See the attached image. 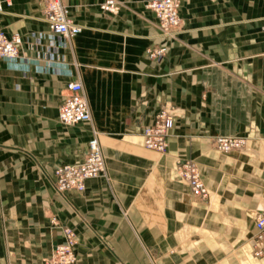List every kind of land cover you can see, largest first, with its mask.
<instances>
[{"label":"crops","instance_id":"obj_1","mask_svg":"<svg viewBox=\"0 0 264 264\" xmlns=\"http://www.w3.org/2000/svg\"><path fill=\"white\" fill-rule=\"evenodd\" d=\"M3 1L0 28L23 44L17 64L0 61V264H45L64 226L77 264H264L252 252L264 212V0L184 2L174 36L149 0H120L118 14L104 0H63L82 31L54 55L44 4ZM71 81L91 122L59 119ZM162 108L174 111L164 154L143 136ZM93 127L106 175L58 192L56 168L85 160ZM219 136L246 138L244 153L219 152ZM177 159L198 163L207 202L176 176Z\"/></svg>","mask_w":264,"mask_h":264},{"label":"built area","instance_id":"obj_2","mask_svg":"<svg viewBox=\"0 0 264 264\" xmlns=\"http://www.w3.org/2000/svg\"><path fill=\"white\" fill-rule=\"evenodd\" d=\"M44 4L45 21L51 33L47 36L52 41L53 52L64 47L69 40L82 31V26L74 22L63 0H40ZM187 0H151L147 8L152 10L158 19V24L164 35L174 36L180 28V8ZM101 9L118 14L122 9L120 0H104ZM4 13V1L0 0V14ZM39 38L45 37L40 34ZM58 45L56 46L55 43ZM23 44V37L16 33L8 36L0 28V61L17 64L19 49ZM164 47L149 50L151 56L162 57ZM69 92L60 108L59 119L61 123L71 126L91 122L92 114L89 101L84 93L80 81H71L67 86ZM174 126L173 112L162 108L155 116L154 122L144 127V146L149 150L165 152L168 148V137ZM214 147L223 153L241 150L246 146L243 137L219 136L213 140ZM180 175L190 187L191 195L199 201H208L209 190L205 185L199 167L191 160H179ZM106 158L103 153L98 131L93 127L92 135L88 141L85 160L79 163L62 164L55 170V188L58 192H84L88 180L106 175ZM256 233L253 242V254L256 257L264 256V212L256 215ZM63 240L52 254L45 260V264H77V235L72 227L62 228Z\"/></svg>","mask_w":264,"mask_h":264},{"label":"rangeland","instance_id":"obj_3","mask_svg":"<svg viewBox=\"0 0 264 264\" xmlns=\"http://www.w3.org/2000/svg\"><path fill=\"white\" fill-rule=\"evenodd\" d=\"M149 1H151V0H149ZM149 1H147L146 2V5H147V3L149 2ZM187 1H189V0H187ZM187 1H185V2H187ZM156 15V14H155ZM157 17V16H156ZM165 36H167V35H165ZM167 109H169V110H171L172 112H173V115H174V111H173V109H171V108H167ZM174 127V126H173ZM173 129V128H172ZM171 129V130H172ZM170 133H171V131H170ZM170 135V134H169ZM244 138V137H243ZM215 139V138H214ZM245 140H246V146L243 148V149H241V150H234V151H231V152H228V153H225V154H231V153H239V154H243L244 153V151H245V149H246V147H247V139L246 138H244ZM212 142V141H211ZM212 144H213V142H212ZM213 147H214V145H213ZM215 148V147H214ZM216 149V148H215ZM154 151V150H153ZM167 151V150H166ZM166 151L165 152H160V153H166ZM219 151V150H218ZM220 152V151H219ZM221 153H223V152H221ZM261 160H262V162H263V164H264V155H262L261 156V158H260ZM179 160H186V159H177L176 160V166H175V174H176V176H178L179 178H181V179H183V180H185L184 178H182L181 177V175H180V170H179V165H178V162H179ZM192 161V160H191ZM194 162V161H193ZM198 167H199V165H198V163L195 161L194 162ZM199 170H200V168H199ZM200 173H201V171H200ZM202 176V175H201ZM186 181V180H185ZM187 182V181H186ZM188 183V182H187ZM209 200V199H208ZM201 202H203V201H201ZM205 202H207V201H205ZM255 233H256V231H255ZM255 235V234H254ZM253 242H254V236H253ZM253 245V244H252ZM253 252V251H252ZM254 255V254H253ZM258 258H260V257H258Z\"/></svg>","mask_w":264,"mask_h":264}]
</instances>
